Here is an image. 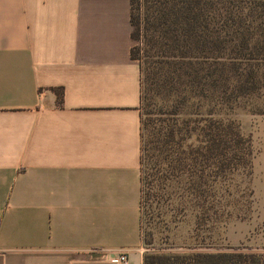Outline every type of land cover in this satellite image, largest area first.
I'll use <instances>...</instances> for the list:
<instances>
[{
    "label": "crops",
    "instance_id": "1",
    "mask_svg": "<svg viewBox=\"0 0 264 264\" xmlns=\"http://www.w3.org/2000/svg\"><path fill=\"white\" fill-rule=\"evenodd\" d=\"M130 32V0H0V264L167 252L142 239Z\"/></svg>",
    "mask_w": 264,
    "mask_h": 264
},
{
    "label": "trees",
    "instance_id": "2",
    "mask_svg": "<svg viewBox=\"0 0 264 264\" xmlns=\"http://www.w3.org/2000/svg\"><path fill=\"white\" fill-rule=\"evenodd\" d=\"M130 25V56L141 60L140 224L147 248L169 250L144 264H264L215 241L253 210L255 151L233 114H264L254 102L264 0H130ZM213 246L222 251L203 250Z\"/></svg>",
    "mask_w": 264,
    "mask_h": 264
},
{
    "label": "rangeland",
    "instance_id": "3",
    "mask_svg": "<svg viewBox=\"0 0 264 264\" xmlns=\"http://www.w3.org/2000/svg\"><path fill=\"white\" fill-rule=\"evenodd\" d=\"M137 44L136 41L132 42L134 46ZM261 93L263 95L254 100L259 105L264 104V90ZM140 105L142 106L143 102ZM233 116L240 122L242 131L252 138L255 151L252 175L254 204L253 210L247 219L232 220L221 227V237L216 238L215 241L222 245L239 246L242 251L256 252L264 256V160L262 159L264 139L260 137L259 131V124L264 118V114L251 113L246 109L237 108L234 110ZM141 227L143 239L148 232V227L144 220L142 221ZM154 237L157 239V233L155 231ZM155 244L153 243L150 247L153 248Z\"/></svg>",
    "mask_w": 264,
    "mask_h": 264
},
{
    "label": "built area",
    "instance_id": "4",
    "mask_svg": "<svg viewBox=\"0 0 264 264\" xmlns=\"http://www.w3.org/2000/svg\"><path fill=\"white\" fill-rule=\"evenodd\" d=\"M127 259H126V255L125 254H121L119 259H118V263L120 264H126L127 262Z\"/></svg>",
    "mask_w": 264,
    "mask_h": 264
}]
</instances>
